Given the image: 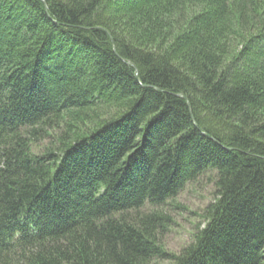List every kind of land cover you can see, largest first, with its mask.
I'll return each instance as SVG.
<instances>
[{"label":"trees","instance_id":"1","mask_svg":"<svg viewBox=\"0 0 264 264\" xmlns=\"http://www.w3.org/2000/svg\"><path fill=\"white\" fill-rule=\"evenodd\" d=\"M155 260L264 264V0H0V264Z\"/></svg>","mask_w":264,"mask_h":264},{"label":"rangeland","instance_id":"2","mask_svg":"<svg viewBox=\"0 0 264 264\" xmlns=\"http://www.w3.org/2000/svg\"><path fill=\"white\" fill-rule=\"evenodd\" d=\"M49 143V139L45 142ZM216 187L211 176H204L199 182L189 184L179 195L177 202L165 207L170 214L171 223L163 236L167 250L180 253L192 240L197 225L202 224L201 214L215 199ZM177 204L181 205L178 207ZM152 264H170L155 260Z\"/></svg>","mask_w":264,"mask_h":264},{"label":"water","instance_id":"3","mask_svg":"<svg viewBox=\"0 0 264 264\" xmlns=\"http://www.w3.org/2000/svg\"><path fill=\"white\" fill-rule=\"evenodd\" d=\"M136 76H138L137 74H136ZM182 96H184V95H182ZM185 97V96H184Z\"/></svg>","mask_w":264,"mask_h":264}]
</instances>
